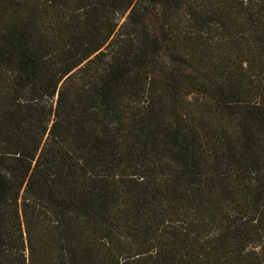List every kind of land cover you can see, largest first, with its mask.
Listing matches in <instances>:
<instances>
[{
  "label": "trees",
  "instance_id": "1",
  "mask_svg": "<svg viewBox=\"0 0 264 264\" xmlns=\"http://www.w3.org/2000/svg\"><path fill=\"white\" fill-rule=\"evenodd\" d=\"M0 264H264V0H0Z\"/></svg>",
  "mask_w": 264,
  "mask_h": 264
},
{
  "label": "rangeland",
  "instance_id": "2",
  "mask_svg": "<svg viewBox=\"0 0 264 264\" xmlns=\"http://www.w3.org/2000/svg\"><path fill=\"white\" fill-rule=\"evenodd\" d=\"M124 19H125V17H123V18L121 19V22H123V21H124Z\"/></svg>",
  "mask_w": 264,
  "mask_h": 264
}]
</instances>
